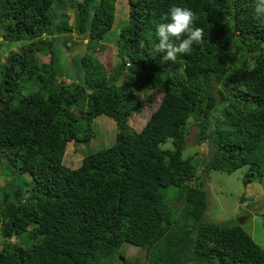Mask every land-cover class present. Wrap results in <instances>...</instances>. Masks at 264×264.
Listing matches in <instances>:
<instances>
[{
	"label": "trees",
	"instance_id": "trees-1",
	"mask_svg": "<svg viewBox=\"0 0 264 264\" xmlns=\"http://www.w3.org/2000/svg\"><path fill=\"white\" fill-rule=\"evenodd\" d=\"M117 1L0 0L1 37L22 43L0 56V264H130L117 257L123 243L144 249L145 264H264L242 226L203 219L198 158L184 156L193 121L211 142L206 169L247 166L245 184L264 176V17L254 0H127L109 69L94 52ZM173 4L204 29L174 63L156 51ZM72 32L94 53L80 58L84 82L64 80L54 47ZM143 89L161 98L135 130ZM100 115L114 119V143L66 166L67 143L90 141ZM24 232L31 245L11 241Z\"/></svg>",
	"mask_w": 264,
	"mask_h": 264
},
{
	"label": "rangeland",
	"instance_id": "rangeland-1",
	"mask_svg": "<svg viewBox=\"0 0 264 264\" xmlns=\"http://www.w3.org/2000/svg\"><path fill=\"white\" fill-rule=\"evenodd\" d=\"M60 10L62 11V9ZM114 13L115 23L112 29L105 34L98 51L94 52L95 58L109 69L118 62L115 41L122 23L128 16L127 0H118ZM73 17L74 14L71 13L70 21ZM76 35L72 32L69 35L57 36L54 43L58 58L61 59L59 65L64 68L63 78L67 82H84V68L81 65L80 58L84 53L94 55L93 51L86 48L85 37ZM1 36L0 34V56L3 59L10 49L16 48L22 43L4 42ZM66 39L68 41L65 47L63 42ZM239 53L234 54V56L238 57ZM43 60L47 61L48 58L45 56L40 58V61ZM138 96L141 100V109L132 112L128 119V123L135 130L142 128L158 106L161 92L159 90L145 91L143 89L138 92ZM218 113L217 110L214 112V114ZM91 127L94 136L90 141L87 143L70 141L67 143L63 157V163L66 166L76 168L84 155L95 153L114 143L117 132L114 119L100 115L93 119ZM197 131V125L190 121L184 156L193 155L198 158L196 181L198 178L204 181L203 185L208 200L203 219L224 224L237 223L264 249V176L255 177L250 183L245 184L243 176L248 170L247 166H242L230 174L215 168L206 169L208 157L212 156V146L207 136L202 140L198 139ZM7 178L5 175L0 174V184H5ZM171 205L174 210L180 211L181 205L176 202H172ZM11 241H18L25 245H31L32 243L28 240L27 232L12 237ZM1 247L2 241L0 238V249ZM119 251L120 254L117 257L122 256L123 260H129L130 264H145L144 249L130 243H123Z\"/></svg>",
	"mask_w": 264,
	"mask_h": 264
},
{
	"label": "clouds",
	"instance_id": "clouds-1",
	"mask_svg": "<svg viewBox=\"0 0 264 264\" xmlns=\"http://www.w3.org/2000/svg\"><path fill=\"white\" fill-rule=\"evenodd\" d=\"M257 17H264V0H254ZM156 26V51L163 53V61L176 62L178 57L190 55L193 45L204 42V29L196 27L199 17L190 8L173 4Z\"/></svg>",
	"mask_w": 264,
	"mask_h": 264
},
{
	"label": "water",
	"instance_id": "water-1",
	"mask_svg": "<svg viewBox=\"0 0 264 264\" xmlns=\"http://www.w3.org/2000/svg\"><path fill=\"white\" fill-rule=\"evenodd\" d=\"M240 221L242 222V220H240ZM120 258L123 260V257L122 256Z\"/></svg>",
	"mask_w": 264,
	"mask_h": 264
}]
</instances>
